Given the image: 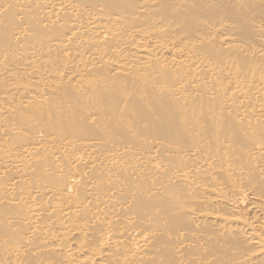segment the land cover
<instances>
[{
    "label": "bare ground",
    "instance_id": "1",
    "mask_svg": "<svg viewBox=\"0 0 264 264\" xmlns=\"http://www.w3.org/2000/svg\"><path fill=\"white\" fill-rule=\"evenodd\" d=\"M0 264H264V0H0Z\"/></svg>",
    "mask_w": 264,
    "mask_h": 264
}]
</instances>
